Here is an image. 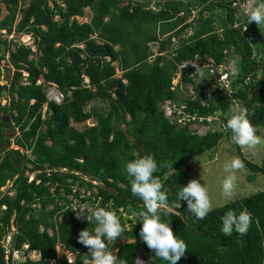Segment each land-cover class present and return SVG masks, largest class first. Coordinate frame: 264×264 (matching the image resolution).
Returning a JSON list of instances; mask_svg holds the SVG:
<instances>
[{"label":"trees","instance_id":"1","mask_svg":"<svg viewBox=\"0 0 264 264\" xmlns=\"http://www.w3.org/2000/svg\"><path fill=\"white\" fill-rule=\"evenodd\" d=\"M245 2L0 0L7 10L0 28L30 35L37 50L0 34V61L8 55L11 66L4 85L0 68V100H6L0 101V264H51L57 246L73 256L59 264H81L88 250L77 242L78 233L95 227L75 219L72 211L83 203L117 213L122 237L131 242L118 246V239L108 247L127 264H168L139 237L141 224L132 212L143 211V202L131 193L125 165L137 155H153L154 175L174 205L190 181L191 161L213 152L222 138L231 140L230 106L241 104L251 123L264 127V25H247ZM151 4L153 10L146 8ZM86 8L92 17L79 23ZM229 56L236 57L235 72L219 71ZM185 62H197L201 74L192 76L191 66L181 73ZM40 79L56 85L60 104L47 99ZM187 85L192 94L182 91ZM94 101L105 108L86 110ZM91 118L95 125L82 130L71 125ZM244 164L249 182L264 175V159ZM26 172L35 173L31 181ZM7 182L12 196L2 191ZM179 203V217L162 210L188 245L178 264H264V190L213 208L203 220L186 201ZM245 208L252 213L248 233L226 237L221 218ZM15 252L39 258L20 260Z\"/></svg>","mask_w":264,"mask_h":264},{"label":"clouds","instance_id":"2","mask_svg":"<svg viewBox=\"0 0 264 264\" xmlns=\"http://www.w3.org/2000/svg\"><path fill=\"white\" fill-rule=\"evenodd\" d=\"M146 8L153 10L154 6L151 4ZM194 16L195 13L192 17L194 18ZM193 18L190 17V19ZM253 22L257 26L264 25V0H248L246 23L248 25ZM246 30L247 28L244 31ZM5 34V36H13L15 31L12 29L9 33L5 30ZM26 36L31 37L30 35ZM12 39L13 37L6 40L10 42ZM33 52H37L35 45ZM188 66L195 69L192 76L201 74V67L197 65V62H185L181 67V73ZM38 83L42 84L46 93L49 86L62 95L55 84L44 83L43 79H40ZM229 113L230 117L227 120L226 128L232 133V143L249 150H254L258 145L264 144V137L257 135V128L251 123L246 108L233 105L229 107ZM245 168L246 165L239 156H233L225 161L223 171L226 175L221 183L222 195L225 200L234 199L237 192V173ZM125 170L131 178V193L143 202V211L132 212V216L138 218V222L141 224L139 230L141 241L154 253L155 257L167 261L168 264H178V261L188 253V245L183 239L174 235L170 221L165 220L163 215L175 213L179 217L180 213L175 209L181 206L179 201L183 200L187 202L188 211L193 213L196 219H205L213 210L209 189L204 184L202 186L200 180L192 179L176 193L177 203L169 205L167 192L162 190L164 185L161 178L154 175L159 171V168L153 155H137L135 159L126 163ZM170 173H175L172 164ZM72 212L75 213L76 220L87 221L88 224L95 225L92 229L86 227L78 233L77 242L88 250L87 254L83 255L81 264H127L125 259L117 255L118 249L108 247V242L122 239L124 232V227L115 211L83 203ZM221 220V232L226 237L233 233L243 236L248 233L252 225V213L246 208L238 214L234 210H229ZM137 264H142V262L137 260Z\"/></svg>","mask_w":264,"mask_h":264},{"label":"rangeland","instance_id":"3","mask_svg":"<svg viewBox=\"0 0 264 264\" xmlns=\"http://www.w3.org/2000/svg\"><path fill=\"white\" fill-rule=\"evenodd\" d=\"M147 7V6H146ZM247 5L244 6V9L247 11ZM7 15V10L3 4H0V20H2ZM20 17V15H19ZM92 17L91 11L86 8L84 9V16L81 18H76L79 23H88ZM191 18H193L191 16ZM0 34L2 35V39H9L10 36H5V30L0 28ZM11 41H15L17 45H25L30 47L34 50V44H32L33 39L31 37H28L26 35H20L15 34L13 35V39ZM32 50V51H33ZM7 56L6 58L0 61V68L2 70V82L1 85H4V79H6L8 76H11V68L10 65H7ZM33 58V56L31 57ZM30 58V59H31ZM35 58V56H34ZM236 57L229 56L227 59V64L224 65L219 71L228 68L230 70V73L235 72L234 68V59ZM114 66L116 67L117 64L115 63ZM121 72L116 69L115 76L119 77ZM223 83H226L227 80H220ZM179 82V75H176V78L173 80V84L177 85ZM227 83L225 84V86ZM182 91H185V93L192 94L193 90L190 85H187L185 89H182ZM179 90V96H181V93ZM2 104H5L6 100L1 99L0 100ZM240 107L241 104H236ZM105 108V106L97 101L91 102L86 107V110H97L100 108ZM5 120L8 122L9 119L5 118ZM95 119L91 118L88 121L84 122L83 124H74L71 123L72 126L77 128L78 130H82L83 128L87 126L95 125ZM257 128V135H260L261 137H264V127H256ZM207 129L201 127L200 128V135H204L205 131ZM4 132L6 136L12 137V131L8 127H4ZM16 146L14 144L10 145V149H14ZM233 156H239V158L244 162V160L250 161L254 164H260L264 159V144L258 145L254 150H249L247 148H242L240 146H237L236 144L232 143L231 140H226L222 138L216 148L211 153H206L203 155H200L195 160H192L189 164V175L190 180L197 179L200 180L201 185H206L209 189V194L212 198L213 208H217L220 206H223L231 201L240 199L244 196H248L251 194H254L258 191L264 190V175H255V178L252 182H249L247 178L249 177L250 172L247 168L244 170H241L237 173V192L232 200H225L222 195L221 190V183L226 175V173L223 171V165L226 160H229ZM30 179H32L35 176V173H27ZM87 180V178H86ZM93 184H96L95 182ZM3 193H8V195L12 196L14 194V191L11 189V182H7L5 187L2 188ZM10 235L6 237L4 241V246L9 250L10 247ZM131 242V240H127L126 238L122 237L117 242L118 246H122L126 243ZM9 252V251H7ZM65 256L68 261H71L73 259V256L63 249H61L60 246H57V256L56 259L51 262V264H59L60 259ZM13 257L16 259L24 260V259H30V260H37L39 258L38 254L34 252H27V253H14Z\"/></svg>","mask_w":264,"mask_h":264},{"label":"built area","instance_id":"4","mask_svg":"<svg viewBox=\"0 0 264 264\" xmlns=\"http://www.w3.org/2000/svg\"><path fill=\"white\" fill-rule=\"evenodd\" d=\"M246 5L248 6V0H246V2L244 3V6H246ZM245 12H246V10H245ZM12 37L13 36H10L9 38H12ZM224 79L227 80V77L225 75H223L221 77V80H224ZM226 83H227V81H226ZM46 95H47V98L49 100H52L55 103H60L62 101V95L60 93H58L53 87H49V86L47 87ZM32 179L29 178L30 181Z\"/></svg>","mask_w":264,"mask_h":264}]
</instances>
